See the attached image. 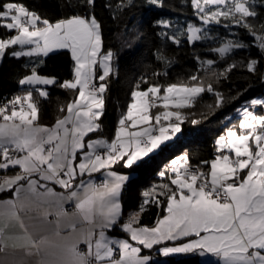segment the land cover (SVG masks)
<instances>
[{
	"label": "snow or ice",
	"instance_id": "obj_1",
	"mask_svg": "<svg viewBox=\"0 0 264 264\" xmlns=\"http://www.w3.org/2000/svg\"><path fill=\"white\" fill-rule=\"evenodd\" d=\"M181 2L190 4L199 23L177 26L170 19H158L159 37L176 46L185 39L192 45L207 41L204 51L224 61L223 70L213 71L217 59L193 58L200 69L212 71L217 84L238 67L264 80L259 69L264 60V21L258 11L264 0ZM145 3L165 7L164 0ZM69 5L81 11L53 22L19 0L0 3V28L14 33L0 36V63L6 55L28 58L24 67L30 72L18 81L26 86L25 92L0 104V171L19 169L15 177L0 182V192L14 186L16 197L3 202L9 214L0 226V242L5 228L19 229L12 239L42 253L39 264H153L152 255L142 254L145 250L164 257L210 254L216 264H264V114L251 110L264 108V99H251L237 109L238 123L227 125L215 140L211 160L192 165L187 152L172 159L158 172L168 182L143 190L139 211L124 219L122 191L130 174L118 173L116 166L134 170L176 138L188 120L185 110L202 101V94H211L217 108L223 106L225 96L212 82L205 85L195 71L166 84L149 83L141 76L121 112L114 138H93L90 134L103 131L107 79L115 74L116 53L105 47L96 0H78L74 5L69 0ZM133 6V0L105 5L113 13ZM215 26L244 30L254 38L261 59H234L233 54L252 43L239 33L220 34ZM142 39V30L134 26L128 49ZM60 50H67L72 61L71 78L63 82L39 73L45 58ZM155 59L165 68L174 63L160 47ZM51 85L77 95L67 104V114L49 127L38 122L40 106L33 93L47 98L49 91L38 86ZM203 165L209 166L207 170ZM53 185L62 191H55ZM66 204L75 210L70 212ZM149 206L157 208L155 223L141 225L140 214ZM64 230L68 235H61ZM109 230L121 236L113 238ZM53 238L59 241L55 245ZM81 244L87 251L80 250Z\"/></svg>",
	"mask_w": 264,
	"mask_h": 264
},
{
	"label": "trees",
	"instance_id": "obj_2",
	"mask_svg": "<svg viewBox=\"0 0 264 264\" xmlns=\"http://www.w3.org/2000/svg\"><path fill=\"white\" fill-rule=\"evenodd\" d=\"M4 0H0V3ZM30 9L37 11L44 18L55 21L60 18L75 14L81 11L69 5V0H19ZM78 0H71V4H76ZM115 5L117 0H96L95 14L101 21L104 30L105 47L110 48L116 53L115 74L107 79L108 89L105 96V112L101 117L103 125L102 132L90 134L92 136L102 135L114 137L115 128L121 112L126 110L130 101V93L136 81L141 77H146L149 83L159 82L166 84L177 82V78L186 79L192 72H199L203 77L204 84L213 83V87L222 91L225 96L223 106L217 108L215 100L211 94H202V101H197L192 109L185 110L189 113L188 120L182 125V132L172 141L166 142L155 153L150 154L149 158L134 170H127L116 166L115 170L128 172L131 174L130 181L122 191V209L124 219L133 212L139 211V204L142 201V191L151 187L153 184L167 183L168 177L161 178L158 172L163 170L167 164L175 157L176 153L182 155L187 152L192 165H197L203 160L214 158L215 140L219 135L224 134L225 128L231 123H238L236 107L247 106L251 99H264V80L258 73H249L245 68L238 67L229 74L230 78H221L219 84L212 71L205 72L199 68L198 62L193 58L201 55L205 59H217V64L213 71H222L226 66L224 61H219L214 53L204 51L208 42H199L196 45L189 44L186 39L181 46H176L159 37V28L155 26V21L161 18L170 19L177 26L187 23H199L193 15L190 4H184L181 0H164L165 7H152L145 3V0H133L134 6L123 11L115 12L105 7L106 4ZM259 19L264 21V7H259ZM137 27L143 32V39L134 43V47L129 50L128 42L130 30ZM220 34L230 35L239 33L241 38L252 43V47L240 50L233 54L237 61L249 57L261 59L260 53L254 46V38L244 34V30L233 26L231 29H224L215 26ZM171 31V30H169ZM7 30L0 28V36H7ZM162 51L174 63L171 68L155 59L157 48ZM28 58H12L5 56L0 63V104L5 100H10L13 96L23 94L26 86H21L18 81L24 75L30 74L29 69L25 68ZM72 61L67 50H60L50 54L45 58V65L39 69V73L47 76H55L59 82L71 78ZM261 72H264V60L259 65ZM167 72L168 75H157L153 73ZM99 73H97L98 75ZM147 84H142V88H147ZM49 91L47 98L39 97L34 92V99L40 106L39 123L41 125L53 126L57 118H63L66 113V106L75 99L76 91H66L55 85L46 88ZM61 107L65 111H61ZM252 111L264 114V108L257 106ZM196 119L199 123L193 125L189 121ZM207 170L208 165H203ZM10 170L0 171L1 173ZM11 191L0 192V198L11 195ZM157 217V208L149 206L148 209L140 214V224L153 226ZM112 231V230H111ZM121 235L118 231H112ZM145 252L157 255L155 251ZM155 264H216L214 260H204L197 254H182L170 256Z\"/></svg>",
	"mask_w": 264,
	"mask_h": 264
},
{
	"label": "crops",
	"instance_id": "obj_3",
	"mask_svg": "<svg viewBox=\"0 0 264 264\" xmlns=\"http://www.w3.org/2000/svg\"><path fill=\"white\" fill-rule=\"evenodd\" d=\"M97 73H101V70H97ZM98 74V75H99ZM97 75V76H98ZM52 86V85H51ZM38 87H42V88H48L50 86H38ZM54 126V125H53ZM51 127V126H49ZM93 138H105L108 140H111V137H105L102 135H96L93 136ZM114 138V137H113ZM10 171H5L1 173V178H0V182H2L5 178H13L15 177L17 174H19V169H9ZM117 171V170H116ZM118 173H124V172H120L117 171ZM99 175V174H97ZM102 179V177H101ZM43 183V182H42ZM54 190L59 192L62 191V189L59 186L53 185ZM5 191H9V190H5ZM11 195L0 198V226H4L5 222L8 219V214H9V206L4 205L3 202L9 199L15 200V194H14V186H13V190H11ZM68 204L65 205V207ZM70 212L74 211V206L72 209H68ZM122 213H123V209H122ZM21 217H23V214L21 213ZM50 219H54V217H49ZM26 225L29 223L27 220H25ZM19 232V229H8L5 228V231L3 233V237H2V242H0V264H20V262L22 261L23 264H39V261L42 258V253L37 252L35 249H29L25 246H22L20 243L14 241L12 239V237ZM62 236H66L68 235V231L64 230L61 232ZM109 235H111L113 238H117L120 237L121 235H118L117 233H113L111 230H109ZM59 241L56 238H53V244L55 245L56 243H58ZM81 246L83 247V249L81 248ZM80 250L81 251H87L86 245L81 244L80 246ZM53 251H55V248H53ZM29 252L31 254H29ZM142 254H149L147 252H143ZM152 255V254H149ZM176 255H182V254H175V255H170V256H176ZM154 257V262H161L164 259H166L167 257H164L160 254H155L152 255ZM168 256V257H170ZM204 260H214L211 255L209 254L206 257H201ZM215 261V260H214Z\"/></svg>",
	"mask_w": 264,
	"mask_h": 264
},
{
	"label": "rangeland",
	"instance_id": "obj_4",
	"mask_svg": "<svg viewBox=\"0 0 264 264\" xmlns=\"http://www.w3.org/2000/svg\"><path fill=\"white\" fill-rule=\"evenodd\" d=\"M113 65H114V68H115L116 65H115L114 61H113ZM100 74H101V73H100ZM100 74H99V75H100ZM129 102H130V101H129ZM243 107H246V105H244V106L241 105V106L236 107V113H237V109H241V108H243ZM177 135H178V134H177ZM179 155H180L179 153H176L175 157H177V156H179ZM130 176H131V174H130Z\"/></svg>",
	"mask_w": 264,
	"mask_h": 264
},
{
	"label": "built area",
	"instance_id": "obj_5",
	"mask_svg": "<svg viewBox=\"0 0 264 264\" xmlns=\"http://www.w3.org/2000/svg\"><path fill=\"white\" fill-rule=\"evenodd\" d=\"M179 156H181V155H179ZM174 158H176V157H174ZM174 158H173V159H174ZM73 206H74V205H72V204H68V205L66 206V209H67V210H68V209H72ZM82 249H83V248H82Z\"/></svg>",
	"mask_w": 264,
	"mask_h": 264
},
{
	"label": "bare ground",
	"instance_id": "obj_6",
	"mask_svg": "<svg viewBox=\"0 0 264 264\" xmlns=\"http://www.w3.org/2000/svg\"><path fill=\"white\" fill-rule=\"evenodd\" d=\"M81 248H83L82 246H81ZM156 263V262H155ZM155 263H153V264H155Z\"/></svg>",
	"mask_w": 264,
	"mask_h": 264
}]
</instances>
